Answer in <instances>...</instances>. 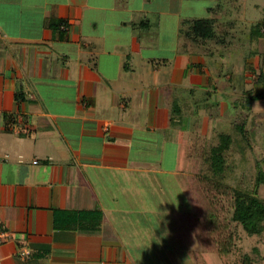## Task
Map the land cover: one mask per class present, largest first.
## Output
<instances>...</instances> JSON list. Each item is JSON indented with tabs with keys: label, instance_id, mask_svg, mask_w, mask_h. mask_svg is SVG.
I'll return each mask as SVG.
<instances>
[{
	"label": "crops",
	"instance_id": "obj_1",
	"mask_svg": "<svg viewBox=\"0 0 264 264\" xmlns=\"http://www.w3.org/2000/svg\"><path fill=\"white\" fill-rule=\"evenodd\" d=\"M201 1L0 0V264H185L162 233L234 110L180 33Z\"/></svg>",
	"mask_w": 264,
	"mask_h": 264
},
{
	"label": "rangeland",
	"instance_id": "obj_2",
	"mask_svg": "<svg viewBox=\"0 0 264 264\" xmlns=\"http://www.w3.org/2000/svg\"><path fill=\"white\" fill-rule=\"evenodd\" d=\"M211 4H214L211 12L215 17V35L210 39H188V43L195 44L198 52L203 54L208 66L217 73L213 78L222 80L223 88L229 90V101L232 99L234 102V110H228L224 116L212 120L217 131L211 136L217 137L220 133L232 136L231 146L225 152L224 181L230 185L243 182L246 188L251 189L257 170H264V0H202L192 11L197 15L195 18L207 16L202 8ZM151 30L156 33L153 26ZM220 94L224 97L225 93L222 91ZM254 94H261L262 98L248 105V98ZM209 101L212 102L213 97ZM212 140L217 143L216 138ZM171 148L174 147H170L169 152ZM201 170H207L203 162ZM202 179L204 182L197 189L202 191L203 196L198 197L191 190L187 212L200 209L204 199L208 200L207 203L213 200L219 203L223 198L218 190L222 187L216 188L212 177L202 176ZM176 183L171 187V198L179 196L178 192L184 197L183 190ZM257 195L264 201V185L259 186ZM236 226L235 240L240 251L229 252L230 264H238L241 253L253 257L258 264H264V231L250 236ZM201 253L205 264H226L214 251L201 250Z\"/></svg>",
	"mask_w": 264,
	"mask_h": 264
},
{
	"label": "trees",
	"instance_id": "obj_3",
	"mask_svg": "<svg viewBox=\"0 0 264 264\" xmlns=\"http://www.w3.org/2000/svg\"><path fill=\"white\" fill-rule=\"evenodd\" d=\"M214 18L184 20L180 33L191 41L198 38L210 39L215 35ZM63 22L58 20L52 24L61 26ZM261 98V94L251 95L247 100L248 105ZM213 138H216L217 143ZM231 141L230 134L220 133L217 137L198 138L192 142L191 149L194 152L188 155L190 166L184 176L189 191L192 190L196 196L202 197V191L197 189L204 182L202 176L212 177L216 188L222 187L218 190L223 198L219 203L214 200L207 203L208 200L204 199L200 209L182 213L178 217L179 232L163 237L170 240V245L185 264H205L201 250L214 251L220 255L222 261L230 264L229 252L240 251L235 240L236 224L250 236L259 235L264 231V201L257 195L259 186L264 185V170H257L251 189L246 188L243 182L236 185L226 183L223 178L226 168L225 152L230 148ZM202 162L206 164L205 172L201 170ZM80 213L69 212V215ZM82 214L87 215L88 212ZM240 258L238 264H258L253 257L245 253H241Z\"/></svg>",
	"mask_w": 264,
	"mask_h": 264
},
{
	"label": "built area",
	"instance_id": "obj_4",
	"mask_svg": "<svg viewBox=\"0 0 264 264\" xmlns=\"http://www.w3.org/2000/svg\"><path fill=\"white\" fill-rule=\"evenodd\" d=\"M61 27H65L64 25H62ZM8 235L7 233L2 230L0 231V243H2L5 239H7ZM21 257L27 258L29 255V251L25 250V249H20L19 253H18Z\"/></svg>",
	"mask_w": 264,
	"mask_h": 264
},
{
	"label": "clouds",
	"instance_id": "obj_5",
	"mask_svg": "<svg viewBox=\"0 0 264 264\" xmlns=\"http://www.w3.org/2000/svg\"><path fill=\"white\" fill-rule=\"evenodd\" d=\"M167 235V231H165L164 233H162V236H166Z\"/></svg>",
	"mask_w": 264,
	"mask_h": 264
}]
</instances>
